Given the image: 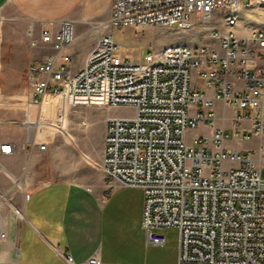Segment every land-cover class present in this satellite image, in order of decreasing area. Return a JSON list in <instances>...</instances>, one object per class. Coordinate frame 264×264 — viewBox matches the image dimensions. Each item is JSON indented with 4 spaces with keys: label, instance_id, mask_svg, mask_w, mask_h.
I'll return each instance as SVG.
<instances>
[{
    "label": "built area",
    "instance_id": "built-area-1",
    "mask_svg": "<svg viewBox=\"0 0 264 264\" xmlns=\"http://www.w3.org/2000/svg\"><path fill=\"white\" fill-rule=\"evenodd\" d=\"M248 4L264 0H110L107 19L87 20L94 41L79 66L70 51L76 40L70 19L56 30L41 29L39 40L51 52L28 66L21 119L27 138L21 148L29 154L45 151L60 134L66 101L130 107V114L104 118L101 154L93 164L109 187L142 190L147 245L165 244L162 228L178 230L176 264H264L262 166L252 149L227 144L258 138L255 150L264 153V29L243 36L233 31L239 7ZM215 13L225 30L205 29L218 49L168 43L137 61L116 54L113 27L187 29L194 19L208 22ZM46 96L57 99L52 118L44 114ZM216 103L233 109L228 127ZM188 129L193 134L187 144ZM14 151V143L0 140V176L17 185L19 177L3 162ZM63 260L99 264L95 254L75 262L66 252Z\"/></svg>",
    "mask_w": 264,
    "mask_h": 264
},
{
    "label": "crops",
    "instance_id": "crops-1",
    "mask_svg": "<svg viewBox=\"0 0 264 264\" xmlns=\"http://www.w3.org/2000/svg\"><path fill=\"white\" fill-rule=\"evenodd\" d=\"M109 13L110 0H0V97L9 100L18 93L28 95V66L51 52L50 46L39 40L41 29L56 30L62 21L70 19L76 39L89 35V51L94 35L87 20H105ZM31 41L36 45L31 46ZM70 50L77 54L75 45ZM83 59L75 60V65ZM51 101L47 96L46 107ZM215 107L220 108V114L226 109L233 111L223 109L220 103ZM14 117L0 111V125L4 127L0 140L15 144V151L4 159L16 164L4 165L12 176L19 177L15 185L0 176V223L5 227L0 264H66V252L75 262H84L95 254L99 264H139L147 248L141 226V189L118 186L109 190L107 178L93 164L96 160L87 157L82 148L90 141V130L71 132L67 121L60 133L62 138H55L45 153L29 154L21 148L27 132L22 131L21 120ZM92 134L102 139L103 129L97 126ZM70 143L75 147V153L69 154L70 162L80 153L87 165L75 169L65 162L68 155L63 152ZM44 157L48 165L40 163ZM40 167L46 174H40L41 181H36ZM13 207L23 216L19 217ZM175 257V252L174 256L170 253L166 264H176Z\"/></svg>",
    "mask_w": 264,
    "mask_h": 264
},
{
    "label": "rangeland",
    "instance_id": "rangeland-1",
    "mask_svg": "<svg viewBox=\"0 0 264 264\" xmlns=\"http://www.w3.org/2000/svg\"><path fill=\"white\" fill-rule=\"evenodd\" d=\"M237 23L233 27V31L238 36H243L248 34L252 30L255 29H264V4H248L242 5L239 7L237 11ZM93 22H101L103 20L93 19ZM207 25H216L220 28L221 31L225 30V26L223 20L220 15L215 13L212 18L206 22L196 18L193 20V24L191 27L187 29H179L177 27H163V26H151V27H113L110 30L111 36L113 40L119 45L116 54L121 57L129 58L130 60L137 61L144 57L149 52H153L157 50L158 45L168 44V43H177V44H185L189 46L194 45H204L209 44L210 46L218 49V44L216 41L211 40L206 35L205 27ZM89 42V35H83L76 39L72 45L76 47V53L73 52L74 61L77 59L82 60L86 51H88L87 43ZM71 45V46H72ZM70 46V47H71ZM71 51V50H70ZM75 63V62H74ZM81 64V63H80ZM27 96V95H26ZM26 96L23 93H18L14 95L15 99H5L0 97V111L6 110L20 121L23 117V104L25 102ZM12 104V105H11ZM57 99L52 98V101L48 104V107L44 108V114L46 117L52 118L54 115V111L56 108ZM130 107H117L112 110H108L105 107H101L98 105H86V104H69L68 101L64 103V116H63V127L59 130L60 133L64 132L66 128V123L69 121V130L71 132H75V130L83 131L90 130V141L88 144L86 143L83 148L84 153L87 154L91 160H98L100 152H101V137L98 135L92 134L97 126L101 127L104 130V118L111 114H130ZM217 114H220V108H216ZM226 117L227 119L223 121V125L225 127L229 126V117L232 114V110L226 109ZM14 117V118H15ZM218 122L220 120L218 119ZM0 125V130H4V127ZM2 128V129H1ZM24 133L27 131L23 128ZM202 132L207 133L206 130H202ZM228 132L230 130L228 129ZM193 131L188 129L185 133V141L186 143H190ZM62 138L61 135L57 134L55 138ZM27 138L24 135V139ZM264 138V136H263ZM63 140V139H62ZM54 141V140H53ZM259 142L258 138H253L249 142L243 143H235L232 141H228L227 144L231 146H236L238 148H249L253 150L254 161L257 165L262 166V172L264 175V153H257L255 148ZM63 155L66 153L68 155L67 164L76 169L77 166L87 165V159L84 155L78 153L75 154L73 163L70 162L69 154L72 152L75 153V147L70 143L65 147ZM47 150V149H46ZM45 150V151H46ZM45 151H41V153H45ZM46 155V154H45ZM72 157V158H73ZM95 161V162H96ZM3 162L12 166L15 165L16 162L12 160H5ZM44 165H48L47 157H44L40 162ZM24 165V163H22ZM70 171V170H69ZM45 169L40 167L38 169V178L36 181H41V176H44ZM75 173L76 170H75ZM67 175H70L67 172ZM49 176V175H48ZM80 176V174H79ZM107 184V180L105 181ZM118 187V186H117ZM117 187H110L109 190L113 191ZM142 192V190H141ZM143 196V193H142ZM165 234L166 242L163 246L154 247L147 245L146 251L142 254L139 260V264H166L169 262V254L172 253L174 256V252L176 253L175 263L177 261V240H178V230L175 227L162 228L160 230ZM157 256H161L160 258Z\"/></svg>",
    "mask_w": 264,
    "mask_h": 264
},
{
    "label": "bare ground",
    "instance_id": "bare-ground-1",
    "mask_svg": "<svg viewBox=\"0 0 264 264\" xmlns=\"http://www.w3.org/2000/svg\"><path fill=\"white\" fill-rule=\"evenodd\" d=\"M46 99H47V96L45 97V99H44V103H43V106H44V108H46Z\"/></svg>",
    "mask_w": 264,
    "mask_h": 264
}]
</instances>
